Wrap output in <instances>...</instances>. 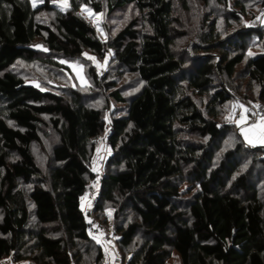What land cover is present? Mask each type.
<instances>
[{
    "label": "trees",
    "instance_id": "trees-1",
    "mask_svg": "<svg viewBox=\"0 0 264 264\" xmlns=\"http://www.w3.org/2000/svg\"><path fill=\"white\" fill-rule=\"evenodd\" d=\"M192 1L217 2L227 17H243L230 8L232 0ZM69 3L61 11L49 1L34 7L31 0H0V261L109 264L81 209L96 182L94 156L107 133L110 156L94 215L107 224L105 209L115 210L122 264H170L174 255L180 264H264V181L252 182L254 167L264 168V146L247 148L238 140L216 156L233 131L220 123V109L232 100L264 104V51L249 55L247 41L263 38V22L254 15L225 41L216 21H204L188 44V65L176 40L189 34H179L176 14L190 11L189 0ZM82 6L108 17L131 7L138 15L106 44L79 13ZM85 51L101 59L112 51L117 74L140 81V91L127 101L116 82L103 84L92 71L99 90L126 105L125 113L106 117V104H87L77 91L66 98L14 71L24 62L69 74L61 61ZM191 91L208 104L199 107ZM47 128L58 141L44 170L33 146L42 145ZM245 158L252 166L241 174ZM186 174L197 190L188 200L179 184Z\"/></svg>",
    "mask_w": 264,
    "mask_h": 264
},
{
    "label": "rangeland",
    "instance_id": "rangeland-1",
    "mask_svg": "<svg viewBox=\"0 0 264 264\" xmlns=\"http://www.w3.org/2000/svg\"><path fill=\"white\" fill-rule=\"evenodd\" d=\"M31 1L33 3V0ZM47 1H49L50 4L57 10L67 11L70 8L69 0H67L68 6L63 10L61 8L62 0H43L42 3L40 2V0H36L35 6H42ZM189 1L190 11L180 8L178 10V13L176 14V18L178 19V25L176 28L179 34L182 32L189 34L187 38L183 36L179 37L176 40V49L180 52L184 51V56L188 62V65L192 64L193 61V59H191L192 56L188 52V50H190L188 44H193L192 42H194L195 40V33L198 30L199 25L204 21H216L219 29L222 32L226 31V35L224 36L225 41H229L231 38L235 37V30L241 26H245L246 22L252 19L254 15L260 18L261 22H263L264 24V3L255 1L249 2L250 0L248 2H246V0H232L230 5L231 7H229L236 14L238 12H241V14L243 15V17L238 16V21H235L234 19L227 17L226 13L224 12V8L217 2H213L211 5L206 6L204 4L195 3V1L192 0ZM236 1H239L244 5L246 4V10H240L241 8L234 3ZM85 8L90 9L91 14H89L88 11H84ZM242 11L245 12V14H243ZM79 13L95 28L98 38L101 41L106 42V44L110 43L113 34L117 29L123 27L125 23L129 22L131 19H133V17L136 18V16L138 15L136 9L131 7L120 12H115L113 14L114 16L112 15L111 17H108L105 11L96 13L89 6H82ZM53 17L54 14L45 16L47 21L52 20ZM97 17H99V19H97ZM247 41L249 45L248 51L249 53H251V55L253 54L252 52L264 51V36L261 40L255 36L251 39H248ZM88 57H95V60L88 59ZM64 62L68 67L69 74H66L62 71L60 72L53 69L51 70L50 68L40 66L37 63L24 62L18 64L15 67L14 71L21 75V77H23L27 82L37 83L36 85L49 91L55 92L56 94L62 95L66 98L71 97V92L77 91L83 94L84 99H86V101L88 102L87 104H89L90 102H95V104H97L96 107L100 108H102L106 104L109 107L106 117L110 116L108 114L109 112L110 114L125 113L126 105H117L113 100L110 99L108 101V95L110 94V91L107 92L99 90L96 84L97 80H94V78L92 77V71L96 73L99 81L103 79V84L116 82L122 96H124L127 101H130L132 96L140 91L142 87L140 81L136 76L129 74L120 76L119 74H117L118 66L112 59V51H110L103 59L97 57L89 51H85V53L77 60H67ZM81 66L82 70L79 71L78 75V68H81ZM242 68L243 67L240 66L238 71L241 72ZM81 76L83 77V80L87 81L86 84L81 80ZM217 83H220V80H217ZM239 84L240 81L236 80L234 86H239ZM242 92H245V86L242 87ZM190 94H192V98L201 108H204L209 102L208 98H202V96L198 94H193L192 91L190 92ZM253 94L255 93L253 92ZM106 100L107 103L105 102ZM257 103L258 102H255L254 99H251V101L245 104L232 100L220 109V123H222V125H231L233 127V131H231L227 135L226 139L221 142L220 150H218L216 155L217 157L221 156V154L226 152L227 150L233 149L238 140H241L242 144L247 148L264 146V143H261L259 140V129L248 131L253 125L259 124L253 113V110ZM249 112H251V114ZM46 132L49 134V136H42V145L33 146L34 156L36 157V160L38 161L40 167H42L44 170L48 168V161L51 157L54 143L56 144L58 141L52 129L47 128ZM245 132H247L248 138H246ZM249 140H251L252 142L249 143ZM98 148L99 149L94 156L92 167V172L95 171L96 173H99L102 170L101 161H105L106 165V161L110 156L109 144L107 142V133L105 135V138L103 137V140H100ZM217 160L215 162H217ZM244 160L245 163L243 162L241 174L247 171L248 168L252 166L250 159L245 158ZM105 170L106 168L103 167L104 173ZM260 178L261 181H264V168L257 165L254 167L252 182H260V180H258ZM100 180L101 179L96 181L93 185L92 190L90 192H87L81 199V209L85 213H88L87 211L89 207L92 206L94 199L100 193ZM179 184L182 192V199L184 200H188L194 194V192L197 191L194 189V185H192V181L187 174L183 179H181ZM114 212L115 210L111 207L105 209L103 217L106 219L107 224H105L103 220L98 217H96V219L99 222L103 223L108 231L114 234L118 239V234L114 229V224L116 223L113 218ZM127 218L133 219V216L128 213ZM94 238L97 243L103 246L104 251L108 257L112 249L99 236H95ZM136 241H139L140 243L142 241V237L138 236L136 238ZM134 249H137V247L135 246L129 249L128 252L131 250L134 251ZM119 253L120 255H124L123 250H119ZM170 264H180L178 258L175 255L173 256Z\"/></svg>",
    "mask_w": 264,
    "mask_h": 264
},
{
    "label": "built area",
    "instance_id": "built-area-1",
    "mask_svg": "<svg viewBox=\"0 0 264 264\" xmlns=\"http://www.w3.org/2000/svg\"><path fill=\"white\" fill-rule=\"evenodd\" d=\"M254 116L257 120H264V104L258 102L253 110ZM102 170L99 173L94 171L96 181L101 179L104 175L103 167H105V161H101ZM99 194L94 199V202L91 207L88 209L87 213V232L91 236H99L109 247L112 249L114 253V259L112 264H122V256L119 253V248L117 245V237L108 231L106 226L99 222L94 215V205L98 202ZM0 264H4L0 261Z\"/></svg>",
    "mask_w": 264,
    "mask_h": 264
},
{
    "label": "snow or ice",
    "instance_id": "snow-or-ice-1",
    "mask_svg": "<svg viewBox=\"0 0 264 264\" xmlns=\"http://www.w3.org/2000/svg\"><path fill=\"white\" fill-rule=\"evenodd\" d=\"M40 2L42 3L43 0H40ZM35 5H36V0H33V6L35 7ZM67 6H68L67 5V0H62V3H61L62 10L64 8H66ZM84 11H88L89 14H91V10L90 9L85 8ZM97 19H99V17H97ZM85 55H87V54H85ZM249 55H251V53H249ZM88 59L95 60V57H88ZM61 63H65V62L64 61H61ZM80 70H82V66H81V68H78V75H79V71ZM80 78H81V80L85 84L87 83L86 80H83V77L82 76ZM254 129H259L260 130L259 131V140H260L261 143H264V123H260V124H257V125H253L248 131H253ZM245 136H246V138H248L247 132H245ZM251 142L252 141L249 140V143H251Z\"/></svg>",
    "mask_w": 264,
    "mask_h": 264
},
{
    "label": "crops",
    "instance_id": "crops-1",
    "mask_svg": "<svg viewBox=\"0 0 264 264\" xmlns=\"http://www.w3.org/2000/svg\"><path fill=\"white\" fill-rule=\"evenodd\" d=\"M257 122L260 124V123H264V120L263 121H260V120H257ZM111 250V249H110ZM112 251V250H111ZM110 251V254L109 256L107 257V263L109 264H112L113 263V258H114V253H112ZM4 264H14L11 260H5L3 262Z\"/></svg>",
    "mask_w": 264,
    "mask_h": 264
},
{
    "label": "bare ground",
    "instance_id": "bare-ground-1",
    "mask_svg": "<svg viewBox=\"0 0 264 264\" xmlns=\"http://www.w3.org/2000/svg\"><path fill=\"white\" fill-rule=\"evenodd\" d=\"M114 259V258H113Z\"/></svg>",
    "mask_w": 264,
    "mask_h": 264
}]
</instances>
